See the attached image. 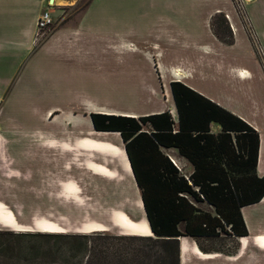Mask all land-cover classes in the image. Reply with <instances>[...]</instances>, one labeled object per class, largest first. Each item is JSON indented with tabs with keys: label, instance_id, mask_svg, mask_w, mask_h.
Segmentation results:
<instances>
[{
	"label": "crops",
	"instance_id": "0c3cea01",
	"mask_svg": "<svg viewBox=\"0 0 264 264\" xmlns=\"http://www.w3.org/2000/svg\"><path fill=\"white\" fill-rule=\"evenodd\" d=\"M48 1L0 0L2 108L7 112L49 110L32 102L46 93L73 97L83 87L70 81L94 77V63L104 79L110 73L113 50L124 63L120 88L124 96L132 97L130 107L111 109L89 99L84 103L66 99L59 104L62 107L50 108L60 107L56 110L61 126L72 130L68 143L64 142L72 153L92 154L80 146L83 139L94 140L98 132L92 126L91 112L137 117V101L143 95L151 102L142 115L168 111L177 121L169 84L178 80L257 130L256 172L264 174V103L253 92L256 81L264 82V69L231 0H90L75 23L54 25L41 37L36 20ZM57 1L59 6H67L74 0ZM245 10L264 56V0L245 2ZM55 11L54 7L53 15ZM216 13H228L236 28L230 44L212 32L210 21ZM49 62L55 63L54 72ZM210 131L217 133L220 126L211 122ZM161 150L180 171H192L190 162L176 148ZM138 202V212L133 217L127 213L130 218L124 226L132 235H151L141 198ZM240 210L248 232L242 236L246 245L232 254H203L194 238L179 236V264H264V248L259 246L260 236H264V196Z\"/></svg>",
	"mask_w": 264,
	"mask_h": 264
},
{
	"label": "trees",
	"instance_id": "16d2710c",
	"mask_svg": "<svg viewBox=\"0 0 264 264\" xmlns=\"http://www.w3.org/2000/svg\"><path fill=\"white\" fill-rule=\"evenodd\" d=\"M210 26L219 40L232 43L223 13ZM169 86L177 121L168 111L89 114L96 131L119 133L152 234L0 230V264H179V236L248 234L240 209L264 196L257 130L181 81ZM211 122L219 132L210 131ZM161 147L176 148L192 171H180Z\"/></svg>",
	"mask_w": 264,
	"mask_h": 264
},
{
	"label": "rangeland",
	"instance_id": "374dc122",
	"mask_svg": "<svg viewBox=\"0 0 264 264\" xmlns=\"http://www.w3.org/2000/svg\"><path fill=\"white\" fill-rule=\"evenodd\" d=\"M88 1L74 0L67 6L54 4L57 8L54 24L41 37L54 25L75 23L86 10ZM247 1L242 0L238 9L231 0L264 69L262 48L251 32L246 16ZM120 57L112 50L110 73L104 79L99 76L98 63H94V77H76L70 81L83 87L73 97L46 93L40 100L32 102L36 107L49 109L46 111L7 112L1 106L5 96H0V230L104 231L132 235L124 225L130 218L128 215L133 217L138 212L140 192L124 163V143L119 133L98 131L94 140L83 139L80 143L92 154L72 153L67 144L72 130L61 126V117L56 110L61 109L59 104L66 99H74L77 103L89 99L111 109L130 107L132 97L124 96L120 88V71L124 67ZM54 64L48 63L52 72L55 71ZM49 82L54 88L55 81ZM253 92L264 103V82L256 81ZM150 102L147 95L139 97L137 114L146 113ZM57 104L60 107L50 111ZM197 205L202 209L209 208L204 202H197ZM260 237L264 240V236ZM195 241L203 248L199 247L203 254L216 251L232 254L246 245L247 240L221 232L218 236L199 237ZM255 241L257 243L258 239Z\"/></svg>",
	"mask_w": 264,
	"mask_h": 264
},
{
	"label": "built area",
	"instance_id": "2783aa9c",
	"mask_svg": "<svg viewBox=\"0 0 264 264\" xmlns=\"http://www.w3.org/2000/svg\"><path fill=\"white\" fill-rule=\"evenodd\" d=\"M233 2L236 4V7L238 9L239 7L241 8L242 0H233ZM54 7L55 5L53 3V0L48 1L44 9L40 12L39 16L37 17L36 30L38 35H42L45 30L49 29V27L54 24L55 19L52 12ZM224 15L229 22V26L232 32H234L236 28L233 26L229 14L225 13Z\"/></svg>",
	"mask_w": 264,
	"mask_h": 264
},
{
	"label": "bare ground",
	"instance_id": "6f19581e",
	"mask_svg": "<svg viewBox=\"0 0 264 264\" xmlns=\"http://www.w3.org/2000/svg\"><path fill=\"white\" fill-rule=\"evenodd\" d=\"M53 3L54 4H58L59 2L57 1V0H53ZM111 132H115V131H111ZM109 133V132H108ZM102 151V150H101ZM107 152V151H106ZM125 152V151H124ZM123 155H124V163H125V165H127V168L128 169H130V164H129V161H128V159H127V157H126V154L125 153H123ZM122 159V158H121ZM124 165V164H123ZM127 170V169H126ZM130 172H131V170H130ZM131 174H132V172H131ZM132 177H133V175H132ZM142 219V218H141ZM149 225V224H148ZM261 246L262 247H264V241H262V243H261Z\"/></svg>",
	"mask_w": 264,
	"mask_h": 264
},
{
	"label": "water",
	"instance_id": "95a60500",
	"mask_svg": "<svg viewBox=\"0 0 264 264\" xmlns=\"http://www.w3.org/2000/svg\"><path fill=\"white\" fill-rule=\"evenodd\" d=\"M50 1H52V0H50ZM125 150V149H124Z\"/></svg>",
	"mask_w": 264,
	"mask_h": 264
}]
</instances>
